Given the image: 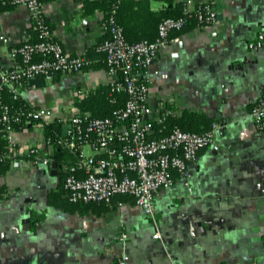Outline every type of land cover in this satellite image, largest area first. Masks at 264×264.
I'll return each instance as SVG.
<instances>
[{
  "label": "crops",
  "instance_id": "0c3cea01",
  "mask_svg": "<svg viewBox=\"0 0 264 264\" xmlns=\"http://www.w3.org/2000/svg\"><path fill=\"white\" fill-rule=\"evenodd\" d=\"M137 1L124 0L128 22L149 23L150 11L185 13L186 0H143L133 14ZM215 8L213 25L172 31L147 73L154 113L188 110L222 126L218 151L202 149L188 177L156 194L161 238H153V223L133 198L114 196L104 210L73 207L64 165L35 164L25 155L29 147L52 155L35 123L11 133L10 164L0 172V264H115L123 253L130 264H264V131L251 115L264 93V0H217ZM43 13L65 53L88 66L52 82L27 79L19 93L31 107L50 108L66 129L79 111L75 101L108 84L96 50L106 12L85 0H44ZM33 26L25 5L0 0V36L7 39L0 40V69L15 64L10 50L32 39ZM157 27L135 28L130 37H156Z\"/></svg>",
  "mask_w": 264,
  "mask_h": 264
},
{
  "label": "built area",
  "instance_id": "2783aa9c",
  "mask_svg": "<svg viewBox=\"0 0 264 264\" xmlns=\"http://www.w3.org/2000/svg\"><path fill=\"white\" fill-rule=\"evenodd\" d=\"M43 1L10 0L13 4L27 7L39 38L36 43L26 40L18 47H12L10 54L15 64L0 69V88L5 85L15 95L20 94L19 88L27 79L41 77L52 82L55 70L62 75L76 74L88 64L83 57L69 56L60 42L53 39L43 13ZM216 2L186 0L184 10L187 15L194 16L198 26H209L216 23ZM187 22L186 16L165 17L159 22L153 40L142 39L130 43L113 16H109L103 23L106 37L96 50L103 54L112 91L126 94L124 104L105 118L90 117L88 113L76 111L65 129V135L69 138L58 141L75 153L77 159L75 165L63 166V187L68 200L109 204L114 196L129 195L153 223L155 239L161 238L155 211L158 191L168 189L173 184V172L188 177L189 167L195 164L202 149H219L217 134L222 126L216 123L205 132L184 131L175 126L160 137L154 136L155 124H162L169 112L152 111L147 73L160 49L167 44L170 33L180 31ZM0 40L7 42L3 35ZM36 53L42 58L34 60ZM17 56L21 57L20 63L16 62ZM19 115L9 116L5 111L0 118V121H4L1 129L12 148L11 133L14 129L11 122H19ZM251 115L255 127L264 131V93L254 104ZM26 116V123L32 120L47 123L56 118L47 107L30 109ZM163 128L164 125L157 131ZM86 148L92 152H87ZM10 153L11 150L6 156L9 157ZM3 155L0 152V159ZM25 155L31 157L35 164H51V158L41 154L36 147L26 149ZM115 264H130L129 257L123 253Z\"/></svg>",
  "mask_w": 264,
  "mask_h": 264
},
{
  "label": "trees",
  "instance_id": "16d2710c",
  "mask_svg": "<svg viewBox=\"0 0 264 264\" xmlns=\"http://www.w3.org/2000/svg\"><path fill=\"white\" fill-rule=\"evenodd\" d=\"M85 2L90 7V9L96 8L106 12L105 17L103 19L104 21H106L108 17L112 15L115 22L118 24V26L121 27L125 39L130 43L142 39V38L130 37L131 34H133V32L135 31V28H139V27L145 28L147 26L148 33H152L153 26H157L159 22L165 17L186 16L188 18V22L185 24V26L181 29L180 32L186 31L190 29L192 26L197 25V21L194 18V16L193 15L189 16L184 12H181L180 14H171V13H157L150 11L149 12L150 17L148 18L149 23H146L147 21H144L143 23H141L140 21L128 22V20H126L125 13L123 11L124 0H85ZM144 3L146 2L143 0L133 2L131 8L132 13L133 14L138 13L141 5ZM33 30L34 31H33L32 39H28V41L31 43H36L37 41H39V38L35 25L33 26ZM105 37L106 35L104 36V38ZM143 37H146L145 39L153 40L155 35L151 37V34L144 33ZM53 39L56 40L54 37ZM101 42L102 40L97 44V46ZM18 46L19 45L15 47ZM41 58L42 57L39 53H36L33 57L34 60ZM16 60L17 63H20L21 57L17 56ZM87 66L88 64L84 66V68H86ZM60 74L61 73L58 70H55L53 74L54 75L53 81L57 80ZM125 99H126V94L122 92H114L112 91L109 84H105V85H101L94 91L89 92L87 95H85L78 101H75V106L80 113L85 112L88 113L90 117L105 118V117H110L114 109L121 107L124 104ZM169 107L172 108L171 105ZM37 108L28 105L20 94L15 95L5 85L1 86L0 118L2 117L5 111L9 116H13L15 114L20 113L19 116L21 120L19 122H11L14 130L23 127H28L29 124L31 125L35 123H41L43 129V137L46 143L48 145H51L53 148L51 155L53 161H55L58 166L75 165V162L77 160L75 157V153L69 151L67 148L63 147L62 144L58 143L59 140H64L66 138H69V136L65 135L63 132L64 123H65L64 121H62L59 118H55L47 123H42L40 120H32L30 123H26V120L28 119V117L26 116V112L30 109H37ZM213 123L215 122H213L212 118L208 117L207 115L199 114L193 111L184 110L179 115L176 114L173 115L169 113L165 116V119L163 120L162 124H155L154 129L156 132L154 133V136L160 137L166 134L175 126L179 127L184 131L197 132V133L205 132L211 129ZM3 125H4V121H0V152L2 154H5L0 159V172L2 173L7 171L8 166L10 164V158L6 156V153H8L12 147L8 143L7 138L4 136V131L1 129L3 128ZM162 125H164V128L160 132H158L157 130L161 128ZM60 175H61V179L63 180L65 173L62 172L60 173ZM178 176H179L178 173L173 172V179H176ZM119 199L132 201V197L129 195H123L119 197ZM69 203H72L74 205L73 207H75V204H80V205H86L87 207H94V208L97 207L98 209H103V210L110 205V204H105L103 202H99V203L69 202Z\"/></svg>",
  "mask_w": 264,
  "mask_h": 264
},
{
  "label": "water",
  "instance_id": "95a60500",
  "mask_svg": "<svg viewBox=\"0 0 264 264\" xmlns=\"http://www.w3.org/2000/svg\"><path fill=\"white\" fill-rule=\"evenodd\" d=\"M64 130H65V127H64ZM51 165H52L53 168H57V165H56V163L54 161L51 163Z\"/></svg>",
  "mask_w": 264,
  "mask_h": 264
}]
</instances>
